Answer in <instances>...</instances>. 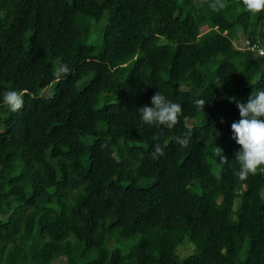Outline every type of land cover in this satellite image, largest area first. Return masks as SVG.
<instances>
[{"label":"trees","instance_id":"1","mask_svg":"<svg viewBox=\"0 0 264 264\" xmlns=\"http://www.w3.org/2000/svg\"><path fill=\"white\" fill-rule=\"evenodd\" d=\"M224 2L0 0V264H264V169L235 175L230 127L264 90L233 45H263L264 12ZM157 91L172 129L141 119Z\"/></svg>","mask_w":264,"mask_h":264},{"label":"clouds","instance_id":"2","mask_svg":"<svg viewBox=\"0 0 264 264\" xmlns=\"http://www.w3.org/2000/svg\"><path fill=\"white\" fill-rule=\"evenodd\" d=\"M246 11L251 14L264 12V0H242ZM209 7L213 11H219L226 7L224 0H211ZM70 69L61 65L57 75H66ZM217 87L222 84L216 85ZM23 93L15 90L6 91L3 95V102L10 111H18L23 107ZM152 106L139 107L143 123L156 125L159 128L172 129L179 122L182 107L178 103L168 100L163 94L157 91L151 97ZM204 99L196 101L198 108L203 110ZM240 119L231 124L232 138L239 145L238 151L234 153V159L239 165L235 175L241 180H246L249 174H256L258 169H264V90H259L255 95L248 97L246 102H237ZM223 122V121H221ZM190 135V133H189ZM154 140L159 137L154 135ZM177 142L186 147L187 138H177ZM164 149L161 144L154 145L152 152L153 159L164 156ZM215 156L220 157L221 163H226L228 158L222 155V148L217 145ZM219 178V176H217Z\"/></svg>","mask_w":264,"mask_h":264},{"label":"rangeland","instance_id":"3","mask_svg":"<svg viewBox=\"0 0 264 264\" xmlns=\"http://www.w3.org/2000/svg\"><path fill=\"white\" fill-rule=\"evenodd\" d=\"M244 35L239 32L237 39L233 40V45L236 49H243L244 48ZM39 95H43V96H47L50 94V91L46 88L44 90H41L39 92ZM82 162L84 165H87V160L86 157H82ZM143 183H145L147 180L146 179H142L141 180ZM129 246V243L125 245V248ZM191 248L189 245H186L185 247H182L179 249L178 251V255L180 256V258H182L184 255H186L188 253V251H190Z\"/></svg>","mask_w":264,"mask_h":264},{"label":"built area","instance_id":"4","mask_svg":"<svg viewBox=\"0 0 264 264\" xmlns=\"http://www.w3.org/2000/svg\"><path fill=\"white\" fill-rule=\"evenodd\" d=\"M243 49L250 50L258 56H264V43L263 45H260L258 44V41L251 43L249 40H245Z\"/></svg>","mask_w":264,"mask_h":264}]
</instances>
